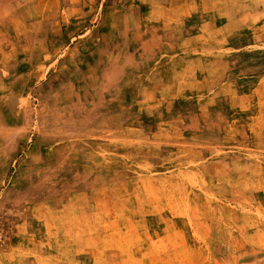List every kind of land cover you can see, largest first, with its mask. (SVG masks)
Wrapping results in <instances>:
<instances>
[{"label":"rangeland","instance_id":"obj_1","mask_svg":"<svg viewBox=\"0 0 264 264\" xmlns=\"http://www.w3.org/2000/svg\"><path fill=\"white\" fill-rule=\"evenodd\" d=\"M0 264H264V0H0Z\"/></svg>","mask_w":264,"mask_h":264}]
</instances>
